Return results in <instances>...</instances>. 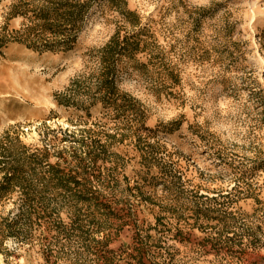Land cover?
I'll list each match as a JSON object with an SVG mask.
<instances>
[{
  "label": "rangeland",
  "instance_id": "374dc122",
  "mask_svg": "<svg viewBox=\"0 0 264 264\" xmlns=\"http://www.w3.org/2000/svg\"><path fill=\"white\" fill-rule=\"evenodd\" d=\"M7 139L33 186L0 202V264H264V0H90L67 49L0 44ZM71 151L85 191L41 188Z\"/></svg>",
  "mask_w": 264,
  "mask_h": 264
},
{
  "label": "trees",
  "instance_id": "16d2710c",
  "mask_svg": "<svg viewBox=\"0 0 264 264\" xmlns=\"http://www.w3.org/2000/svg\"><path fill=\"white\" fill-rule=\"evenodd\" d=\"M89 5L90 0H12L7 16L8 18L21 16V26L7 34L3 31L5 25L0 26V44L6 41H18L37 50L67 49L74 41L75 33ZM132 46L133 43L127 40L121 45L117 36L114 35L109 44L103 48L102 56L105 57V66L104 72L100 73L99 81L105 84V93L110 94L113 89L109 77L111 71L109 62L113 59V55L116 52L131 51ZM41 151H35L33 156L36 158L39 153L47 154L48 150L43 148ZM90 151L88 149V152ZM71 153L74 161L66 160L68 171H65L58 163L46 162L49 176H42L41 188H47L49 185L60 186L73 197L85 191L82 181L85 178L77 180V175L73 173L81 172L80 169H83L82 159L76 158L73 151ZM19 159L9 139L6 142H0V202L15 188H19L20 194L26 196L30 187L33 186ZM3 233V224L0 222V242Z\"/></svg>",
  "mask_w": 264,
  "mask_h": 264
}]
</instances>
